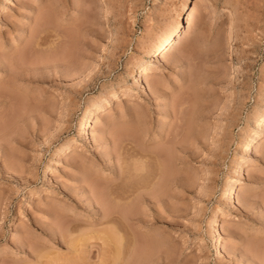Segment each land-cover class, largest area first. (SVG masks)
Masks as SVG:
<instances>
[{
	"label": "rangeland",
	"instance_id": "1",
	"mask_svg": "<svg viewBox=\"0 0 264 264\" xmlns=\"http://www.w3.org/2000/svg\"><path fill=\"white\" fill-rule=\"evenodd\" d=\"M181 2L0 0V264H264V0Z\"/></svg>",
	"mask_w": 264,
	"mask_h": 264
},
{
	"label": "bare ground",
	"instance_id": "2",
	"mask_svg": "<svg viewBox=\"0 0 264 264\" xmlns=\"http://www.w3.org/2000/svg\"><path fill=\"white\" fill-rule=\"evenodd\" d=\"M189 0H182V2H181V4H180V8H179V10H178V12L176 13V15L174 16V18H173V20L170 22V23H168V25L166 26V29L164 30V32L161 34V35H158L157 36V42L153 45V47H151V49H149V51H148V56L150 57V58H152L153 60L155 59V58H160L159 56H160V54H162V52L164 51V50H168V49H170V47L173 45V44H177L178 42H179V40H180V36H179V27H180V25L184 22V20L186 19V20H188V18L190 17L189 15L192 13V9L190 10V12H189V9H190V7H191V5H190V3L189 4H187V2H188ZM178 37V38H177ZM176 39V40H175ZM157 46H159V48H157ZM157 48V49H156ZM159 49H161L160 50V52H158V50ZM146 64V63H145ZM149 67L147 66V64L146 65H144V67L140 70V71H138V74L136 75V78H135V80H134V83H138V84H142L143 83V80H145L149 75V69H148ZM99 106V105H98ZM99 108H100V106H99ZM100 111V110H99ZM98 110H97V112H99ZM92 118H93V115H92V110L91 109H89L88 108V110H87V112H86V118H85V123H84V125H83V136L84 137H86L87 139L89 138L88 137V131H89V128H90V125H91V121H92ZM263 121H264V111L261 113V115L259 116V118H258V120H257V122L255 123L256 124V127H261V125H262V123H263ZM85 139V138H84ZM249 141V140H248ZM248 141L246 140V142H245V147H244V151H246L247 150V145H248ZM243 150H242V152H243ZM152 159V158H151ZM153 160H154V158H153ZM152 161V160H151ZM155 163V162H154ZM160 163V162H159ZM153 164V163H152ZM157 164V163H156ZM158 165V164H157ZM155 166V165H154ZM159 166V165H158ZM162 166V165H161ZM135 167V166H134ZM169 167V166H168ZM156 168V167H155ZM158 168V167H157ZM162 168V167H161ZM144 178V177H143ZM228 183V182H227ZM123 185V184H122ZM126 186V185H125ZM124 186V187H125ZM234 186V183L233 182H230L229 183V189H228V192H230L231 190H232V187ZM131 187H132V185H131ZM145 187H146V182H144L143 180L142 181H140L139 183H138V185H136L135 186V188H123L122 186H120V184H118L116 187H115V190H113V193H111L112 194V196L114 197V198H118V200H122V199H126V197L128 198L129 197V195L133 192L134 193V191L136 192V195L137 196H139L140 194H141V191H137V190H142V189H145ZM228 187V186H227ZM141 188V189H140ZM128 193H130V194H128ZM135 194V193H134ZM134 194H132V195H134ZM229 194V193H228ZM136 195H134V196H136ZM229 196V195H228ZM112 198V197H111ZM111 204V203H110ZM117 204V203H116ZM104 205H106V204H104ZM108 205V204H107ZM119 205V204H118ZM121 205V204H120ZM120 205H119V207L117 206V208L115 209V208H112V209H110V210H108L106 207V209H107V211H105L104 209H103V213L104 214H102V216H104V217H106L105 219H108L109 217V219L110 220H115L116 219V217L117 216H119V218L121 219V221H122V219H128V217L129 216H131V214L133 215V214H135V213H133L132 212V210L134 209H130L131 208V206H130V208L127 206V205H124V206H127V208L129 209V210H122V208L120 207ZM113 206H114V203H113ZM116 206H114V207H116ZM104 207V206H103ZM110 208L112 207V206H109ZM123 207V206H122ZM133 207V206H132ZM119 208H121L120 210H122V211H119ZM123 209H126V207L125 208H123ZM116 210V211H115ZM135 211V210H134ZM136 212V211H135ZM138 212V211H137ZM112 214H117V216H114V215H112ZM135 216V215H134ZM217 215H214V217H216ZM225 215H223V214H221L220 215V217H224ZM131 217H133V216H131ZM118 218V217H117ZM118 218V219H119ZM108 219V220H109ZM119 219V220H120ZM125 221V220H124ZM214 221V220H213ZM215 222V221H214ZM214 224V223H213ZM15 254V253H14ZM15 256V255H14Z\"/></svg>",
	"mask_w": 264,
	"mask_h": 264
}]
</instances>
